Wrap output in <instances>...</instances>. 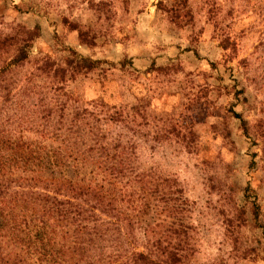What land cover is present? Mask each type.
<instances>
[{
  "label": "rangeland",
  "instance_id": "rangeland-1",
  "mask_svg": "<svg viewBox=\"0 0 264 264\" xmlns=\"http://www.w3.org/2000/svg\"><path fill=\"white\" fill-rule=\"evenodd\" d=\"M0 70L12 139L63 148L40 135L37 118L51 113L53 131L85 128L100 139L88 147H118L95 159L145 174L141 184L115 172L111 186L88 166L95 195L115 200V218L101 219L115 221L104 236L121 258L106 264L167 260L168 244L180 245V264H264V0H0ZM22 213L9 216L17 230ZM3 235L5 263L53 264L16 246L24 233Z\"/></svg>",
  "mask_w": 264,
  "mask_h": 264
},
{
  "label": "trees",
  "instance_id": "trees-1",
  "mask_svg": "<svg viewBox=\"0 0 264 264\" xmlns=\"http://www.w3.org/2000/svg\"><path fill=\"white\" fill-rule=\"evenodd\" d=\"M13 62V65H17L18 59L15 58ZM2 72L4 71L0 70V74ZM80 114L75 115L74 121L80 119V124H82L85 120V113ZM37 119L43 122L41 126L43 131H40V135L61 139L64 144L63 148H47L33 145V143H25L21 137L12 139V135L15 136V133L8 136L14 130L8 127L12 121L7 119L3 124L0 123V174L2 172L9 174L6 175L7 177L4 174L0 177V210L7 209L6 212L0 213V253L1 245L6 243L3 239L5 237L3 232L10 229L25 234L26 238L15 240L16 246L22 244L31 254L39 256L40 259L37 260H48L50 257L53 264H80L75 261V257H79L81 260L86 257L85 255L91 254L90 257H86V259H92V261H88V264H106L105 262L113 261L114 255L115 259L121 258V254L115 251L114 247L108 245L107 238L104 236L110 228L115 226V221L106 222L101 219V215L105 212H111V216L115 218V200L105 202L95 195V191L90 187L91 180H87L86 173L89 165L92 167L88 171L89 177H94L101 169H104V174H107L112 180L109 181L111 186L115 185L113 176L115 172L123 173V175H119L121 177L134 175L133 180L141 182V184L145 181V174L135 171L136 167L131 165L122 163H119L122 165L115 163L111 165L108 161L95 159L92 155L94 151H99L98 153L102 155L101 150H103L107 152L105 156L109 157L110 151H117L118 147L115 144L110 150L104 145H99L96 148L88 147L87 139L94 141L96 145L99 144L100 139L88 138V131L85 128L74 132V126L71 125L68 127L67 134L64 135L62 128L57 129V132L52 130L51 113L46 115L40 113ZM33 121L32 117L31 122ZM37 121L35 120V122ZM30 128L37 129L38 124ZM14 183L18 185L13 187ZM38 187H41L40 191H37ZM50 188L53 191H50ZM98 189L105 190V186L100 185ZM59 191H65V194L71 196V201H63ZM106 194L109 196L110 192L106 190ZM143 194H145L143 205L146 207L148 205L146 193ZM77 196L81 198L80 201H77ZM14 209L24 212L21 214L22 217L24 216L22 230L15 228L19 219L10 220L9 218ZM138 212L145 211L141 209ZM44 230H46V234ZM142 230L147 229L143 228ZM13 236L16 237V235ZM52 236H54L53 238L58 236L59 242H61L60 250L58 248L57 251L52 252L48 248L52 243ZM22 246H19L20 250ZM167 246L166 250L170 249L172 254L167 260L151 259L150 254L132 253L121 264L182 263L181 256H179L180 245L168 244ZM151 247L161 256L166 252L159 239L152 242ZM29 251L27 252L29 253ZM0 264L7 263L0 257Z\"/></svg>",
  "mask_w": 264,
  "mask_h": 264
}]
</instances>
